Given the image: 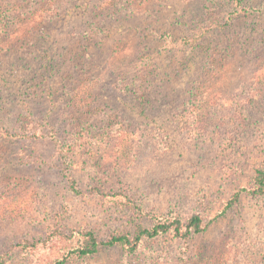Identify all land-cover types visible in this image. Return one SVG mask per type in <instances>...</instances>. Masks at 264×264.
<instances>
[{
  "label": "rangeland",
  "instance_id": "obj_1",
  "mask_svg": "<svg viewBox=\"0 0 264 264\" xmlns=\"http://www.w3.org/2000/svg\"><path fill=\"white\" fill-rule=\"evenodd\" d=\"M245 8L255 12L245 16ZM26 9L31 15L21 16ZM15 13L24 21L16 23ZM1 15L0 255L7 264H54L87 231L107 240L115 232L132 236L139 223L150 228L195 214L205 222L219 217L187 243L170 231L132 254L117 245L67 264H264V196L242 193L222 215L250 185L256 165H264L262 0H243L241 7L221 0H0ZM228 20L210 52L195 53L184 40ZM221 42L228 60L217 64ZM219 67L223 74L212 82ZM69 71H78L83 88L84 126L61 109ZM202 82V92L242 88L245 94L234 97L251 99L242 127L247 107L223 111L230 131L240 126L224 142L205 134V120L181 118L186 94ZM161 87L165 98L146 113L144 91L160 94ZM102 112L110 114L105 125ZM238 134L243 147L237 150H244L235 161L225 147ZM120 193L145 215L125 208Z\"/></svg>",
  "mask_w": 264,
  "mask_h": 264
},
{
  "label": "trees",
  "instance_id": "obj_2",
  "mask_svg": "<svg viewBox=\"0 0 264 264\" xmlns=\"http://www.w3.org/2000/svg\"><path fill=\"white\" fill-rule=\"evenodd\" d=\"M221 1H224L230 5H237L239 7L243 5V0H221ZM262 1L264 2V0ZM45 11L44 9H41L39 12L44 13ZM29 12L30 10L26 9L24 12L21 13V16L31 15V13ZM243 12L245 16H248L250 13H253L255 11L254 10L250 11L248 8H245ZM14 15H15L14 20L16 23L17 22L21 23V21H24L20 18V16L17 13H15ZM230 22L231 20H228L227 22L223 24H219L218 26L212 25L209 28H206V32H201L196 37H191L189 41L186 39L184 40L190 44L189 46L192 47L195 53H198L199 48L206 49L207 52H210V43L213 42L214 40L221 38V35H220V33L222 32L221 29L226 26H229L231 24ZM16 23H15V26H17ZM5 25H6V19H4V16L1 15L0 16V39L2 38V33L4 32L3 28L5 27ZM85 26L86 24H84V26H82L80 30H78L79 34L84 33L83 30ZM215 28L218 29L217 33L214 32ZM90 33H92V35L94 36L96 34L94 31H91ZM210 33H212L211 36H209ZM215 35H219V37H216ZM199 38H200V42H198ZM94 40L96 39H93L92 41ZM222 43L223 42H221V44L216 45L215 47L217 50V53L222 54V58L218 57V59H216V61L214 62L217 64L218 63L222 64L223 62H225V60H228V57L226 56L227 49L224 51ZM96 44H99L98 40L96 41ZM237 44L238 43L235 42L232 48H235ZM89 46L91 47L90 44L85 45V49H83L84 51L83 53L87 51V48ZM14 47H16V44L14 45ZM14 47H10L7 49H9L8 51H10ZM118 48H123L122 50H126V47L124 45H121ZM88 52L89 51H87L86 53ZM192 58L195 59V64L196 63L198 64V61H199L198 58H195L194 56ZM204 64L205 62L203 63V65ZM200 65H202L201 62L198 66ZM212 71L213 73L210 74L213 77L212 82L215 80V78H218V76L220 78V75L223 74V73H220L221 67H219V69L212 70ZM65 73L66 75H64V79L67 84L65 86L63 85V95L62 96L65 98V100L60 102L62 112L65 115V117L69 119L70 121L72 120V122H74L76 126H84L87 121L88 114L86 113V110L85 108H83L82 104L79 103L82 100L83 88L80 84L77 85V82H76V80L79 77V74H78V77L76 76L78 71H76L75 73L74 71H69ZM74 74H75V79L73 78ZM202 85H203V82L198 87L194 88L193 90L189 91L186 94V97H185L186 101L185 100L183 101V103L187 102L186 107L185 109L182 108L179 111L181 112V118L183 120H185L186 118L205 120L206 127H207V129L204 130L205 134L217 135L219 136L218 141H220V143L224 142L230 135L238 132L240 129V126L238 125L236 130L234 129L235 128L234 127L232 131H230V126L226 125L224 122L225 116H224L223 111L228 110L229 109L228 106H231V104H234L237 108L240 104H242L244 108L247 107V114L242 113L244 118L240 119V123L242 127L243 121L246 122L248 120V117L251 115L250 112H252L253 110L251 99L244 95L238 97V99L234 97V96H237L238 94L241 95L243 92L245 94V91H243L242 88H236V90H231L232 92L230 94L226 91H223V94H219L220 91L218 92L217 88L214 93L213 86H210V90L202 92ZM162 89L163 88L161 87L160 94H158V92L156 93L155 91L153 92V90L144 91L142 96L145 98L144 102L146 104L145 106L147 107L146 113L148 111H153L152 109L153 104L159 102V100H161L162 98H165V95L162 93L164 92ZM49 99H50V102L51 101L55 102L52 96ZM202 100L203 102H206V107L204 110L201 109L202 111H200L199 108H201L200 104ZM182 110H184V112H182ZM93 113L96 114L95 106H94ZM106 113L102 112L101 114H99L102 118H104V125L105 123H107L106 120L108 121L109 115H110L109 113L107 114ZM175 116L176 115H173V119L175 118ZM8 134L9 132H7V135ZM3 138H4V135L0 133V139L2 140ZM241 142L242 140H240V137L238 134L234 136L232 141L230 139V141L227 144L228 146L225 147V148H228L225 151V153L230 158L235 159V161L237 160V154L242 153L244 150L242 148H239L241 150H237L238 147H243L241 145ZM70 162L73 163L71 160ZM228 168L232 169L230 165H228ZM68 181L70 183L71 191L74 192L75 194H79L80 191L78 189L77 181L71 178L70 176H69ZM98 193L102 194L103 192L99 189ZM242 193H248L252 197H263L264 196V165H260V164L256 165V167L254 168V172L251 176L250 185L248 187H241L239 189V192L233 195L231 200L226 204L222 212V215L240 203ZM106 196H109V195H106ZM119 196L121 197L120 202H122V204H124V207L127 208L130 212H133L137 216L145 215L143 208L140 205H138L137 202L132 197L128 196L127 193H120ZM217 218L215 217L211 219L209 222H205L204 218L200 214H195L191 216L189 219H187L186 221H183L179 218H176L172 221L171 220H164V221L160 220L150 228L145 227L144 225L139 223L136 225L134 229V234L132 236L128 234H124L122 232H115L107 240H100L93 231H87L83 234L84 236L83 243L79 247H76L74 249L67 251L60 259L56 260L54 264H67L71 258H75V257L76 258H86L89 256L96 255L102 248H105V247L112 248L117 245L123 246L129 253L132 254L136 252L140 243L143 242L144 240H147V239L153 240L155 238H158L162 234L169 233L170 231L175 232L176 236L179 239L187 243L192 235H200V234L205 233L211 227V225L217 220ZM25 246L30 247V248L37 247L36 243L30 242V241H27ZM182 261H184V258H182ZM0 264H7V258L5 256L0 255Z\"/></svg>",
  "mask_w": 264,
  "mask_h": 264
}]
</instances>
